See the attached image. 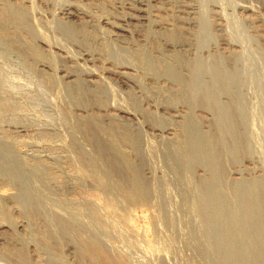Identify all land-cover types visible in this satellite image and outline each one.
I'll return each mask as SVG.
<instances>
[{"label": "rangeland", "instance_id": "rangeland-1", "mask_svg": "<svg viewBox=\"0 0 264 264\" xmlns=\"http://www.w3.org/2000/svg\"><path fill=\"white\" fill-rule=\"evenodd\" d=\"M245 1L31 0L34 23L51 51L39 49L41 57L38 60L25 58L20 47L10 48L0 38V155L3 148L11 150L14 162H11L9 173L13 175L12 166L21 163L27 176V182H24L27 187L34 178L38 183L43 180L38 185L47 189L49 199L46 202L57 209V214L53 208H48L55 215L61 216L63 212L62 215L70 216L67 219L73 217V221L82 222L87 233L83 236L71 233V239H66L65 236L71 234H62L60 224L56 235L53 230L45 229L44 217L38 207L31 212L26 210L28 205L20 198L18 185L11 183V175L8 174L9 179L0 175L6 179L0 177V194L11 197L10 201L0 199V264H164L162 257L168 260V264H209L212 261L210 251L209 255L201 251L205 247L202 242L205 243L206 232L197 211L198 185L205 178V172L201 165H191L188 157L191 146L178 141V136L186 133L183 125L179 120H168L165 115L173 110L189 113V106L181 95L164 92L175 85L165 69L169 64L175 66L176 61H173L172 54L161 49L171 44L186 45L191 51L192 65L198 67L201 79L213 89L218 85L216 74L224 75L227 91L219 94L213 106L220 109L224 102L232 101L239 111L238 130L243 145L238 148L236 160L230 156L226 158L229 159L225 163L230 160L224 168L226 177H229L228 185L233 179L241 178L242 168L239 167L248 160L250 178H254L251 185L264 192V26L257 22L258 18L264 21V0H250V3L247 0L246 5L250 4L255 11L250 19L238 10ZM71 2H77L95 20L114 26L135 15L140 4L144 5L147 15L156 14L158 18L143 26L129 25L127 29L133 38H122L102 25L95 27L81 23L82 28L79 25L71 28L59 23L52 15L54 9ZM187 5L199 9L194 20L182 14ZM215 7L223 20V28L219 31ZM166 23L172 25L173 32H155L156 25ZM188 23L195 25L194 31L188 28ZM139 36H143L147 47L137 42ZM216 43L239 47V56L234 55V60L226 58L221 50H214ZM208 48L213 49L211 57L207 56ZM56 49L67 52L72 58L85 55L93 59L94 67L79 64L97 72H101L104 65L113 70L123 64L130 65L136 73L122 78H102L110 94L103 91L98 95L100 100L94 102L89 93L95 92V87L77 82L81 75L79 70L55 54ZM176 56L183 57L180 53ZM39 63L49 66L52 72L40 71L36 67ZM65 74H71L76 82H66L62 78ZM128 82L134 85L133 88L127 85ZM77 83L85 90L81 93L88 95L84 102L83 98L76 102ZM176 84L174 88L179 94L182 88ZM110 104L137 114L142 130L138 131L137 126L116 112L110 115L98 113L101 107L103 110ZM84 109L95 117L89 119L83 114L84 119L79 118ZM194 110L203 129L215 125L217 119L208 108L198 105ZM154 130H170L171 136H159ZM120 136L126 139H121L122 144L118 142V146L122 145L120 149L133 168L136 167L134 170L145 186L147 197L143 201L129 203L120 198L118 189L106 191L109 185L125 187L130 180L125 161L109 145L112 137L120 141ZM98 156L101 163L96 162L97 167L91 164V159ZM247 172L244 178H249ZM96 181H101L102 186L105 182L106 189ZM42 184L51 187V191ZM234 190H228L233 191L228 195L230 202L237 198ZM57 198L62 203H58ZM68 211H76V215L75 212L70 215ZM87 234L103 246L95 243L83 245L82 237L87 239ZM73 235L83 240H77ZM56 236L60 239L57 240Z\"/></svg>", "mask_w": 264, "mask_h": 264}, {"label": "bare ground", "instance_id": "bare-ground-1", "mask_svg": "<svg viewBox=\"0 0 264 264\" xmlns=\"http://www.w3.org/2000/svg\"><path fill=\"white\" fill-rule=\"evenodd\" d=\"M30 2H31V0H0V38L3 39L7 43V46L10 48L13 47V49H14L15 47L16 48L20 47L23 51L22 55L25 58L27 56V58L31 57L35 60H38L41 57V54L39 53V49H44V50H47L48 52H50L51 49L48 46L47 41H45V38L42 36V34L37 29L36 24L34 23V19H33V16L31 14L32 12L30 11V4H31ZM246 2H247V0L244 2L245 4L239 5L238 10H239L240 14H242L244 17L248 16L250 19V15H254L255 11L253 10V7L249 6L250 4L246 5ZM247 3H250V0ZM143 6L144 5L140 4L139 9L137 11H135V15L130 16L128 18H124L122 21H120V24H116L117 26H114L113 24L109 25L106 22H100L101 20L100 21L95 20L88 12L81 9L80 6L77 4V2H71V3H67V4H63V5L59 6V8L57 10L54 9V12L52 15L59 23L70 26L71 28L73 27V25H79L81 27V23H86L88 25L90 24V25L95 26V27H99L100 25H102V26H106V27L110 28L111 30H113V32H115L119 37L132 39L133 38L132 34H130V32H128L129 29H127V27L129 25L133 24V25H138V26L142 25L143 26V25L149 23L151 20H155L156 18H158V16H156V14L155 15H147ZM213 10L219 16L218 20H217V31H219L223 28V22H222L223 20H222L221 16L219 15V12L217 11V8L215 7V8H213ZM182 14H184V16L191 17L194 20L196 18V15L199 14V9L197 6L187 5L186 7H184ZM257 22L264 26V21L261 18H258ZM187 26L190 30H193L195 28V25H190L189 23ZM171 27H172V25L167 24V23L166 24H159V25L155 26V30H157L155 32H157V33L162 32V34H164V33L170 34V32H173L172 31L173 29H171ZM144 37L146 38V36H144ZM169 37H171V36H169ZM173 38H174V35H173ZM173 38H169V39H173ZM137 42L140 45L147 47V42L145 41L143 36L142 37L139 36L137 38ZM142 48L140 47V50H143ZM235 48H237V47L234 45H231V44L229 45V44H225V43H221V44L216 43L214 45V50H216L217 52H219L221 50L224 55H227L226 58L231 57V58H233V60H234V57H233L234 55L236 57V56H239L238 54H240V52L238 51L239 47L237 49H235ZM15 50H17V49H15ZM161 51H166L167 53L172 54L173 61H176L175 66L169 64L168 67L165 69L166 70L165 72L166 73L168 72V75H169L168 78L171 79L175 83V85H173L172 88L171 87H168V89L165 88L166 91H164V92H170L171 94L178 96V97L181 95V97H183L186 100V102H187L186 104H188V106H189V113H186L184 111L173 110L171 113L167 112L165 115L168 117L167 118L168 120H170V121H178L179 120L181 125H183V128L186 130V133L184 131L182 133V135H179L178 141L181 144H183L184 146L185 145H188V147L191 146V147H189L191 152L190 153L188 152V157H189V160L191 162V165L192 166L196 165L195 167H197V166L200 167V165H201V167L204 168V172H205V173H203V174H205V178L203 179V181L198 180L200 183L197 182V183H199L198 190L200 191V194L198 195L199 197L197 196L198 202H199V206H198L197 211H198L200 218H201L200 221L202 222V224H201L203 226L202 228L206 232V234L204 233L205 243L202 242L203 245L205 244V247H203V249L201 248L202 249L201 251L203 253L205 252L206 254H208V252L210 251L209 257H211V259H212V261H211L212 264H264V192H262L261 190H257V188H254L251 185V182H252L251 180H253L254 178H250V170L248 169V164H247V162L249 163L248 160H245L240 165L239 168H242V169L240 170V173L239 172L238 173L241 176V178H238L235 180L233 179V182H230L232 185L231 184L228 185L229 182H227V179L229 177H226L227 173H225V171H226L225 165H226V163L228 164V162L230 161L229 160L225 163V161L229 159V158L226 159L227 156H230V159L232 157L233 159L235 158V160H236L237 154L239 152L238 150L241 149V147L243 145H242V139L240 136V132L238 130L239 129V117H238L239 111H237L234 108L232 101L224 102L223 107H221L220 109L214 108V106H213V104H215L219 94L227 91L224 75H222L221 73L216 74L218 85H216V88L213 89V88H211V86L206 84L201 79V77H200L201 75H200L198 67H196L195 65L194 66L192 65V63L189 59L191 57V51H189V49L187 48L186 45H183V44L180 45V43H179V45L178 44L177 45L171 44V45L167 46L165 49H161ZM212 51H213L212 48H208L207 49V56L211 57L210 55H212ZM54 52H56L55 54H57L61 58H64L68 62H71L77 68V70H79L81 75H80L79 81H77V82L81 81L82 83L84 82L86 84L91 85L92 87H95L94 88V89H96L95 92L93 91V92L89 93L91 96L90 99L92 98V100L94 102L95 101L97 102V100L98 101L100 100L98 95L101 94V92L104 91V93L106 92L108 95L110 94L109 93L110 91L108 89V85L103 82L104 79L102 80V78H105V77L106 78H112V77L122 78L125 76H134L135 75L134 73H136L135 70L132 67H130V65L127 66V65H123V64L117 65V67H115V69H113V70L110 68H107L104 65L105 67L102 66L101 72H97L94 69H91L90 67L84 68V66L82 67L79 64V63H84V64H89L92 67L96 66L95 61L93 59L92 60L88 59L85 55H81V57H79V58H72L71 56L68 55L67 52H65L63 50L56 49V51L54 50ZM177 53L182 54L183 57H177L176 56ZM218 55H220V54H218ZM144 64H145V61H144ZM36 67L40 71L52 72V69L44 63H39L36 65ZM62 78L66 82H70V83L76 82V79H74V77L71 74L70 75L65 74L62 76ZM136 83H138V82H136ZM176 83H178V85L181 86V88H182L181 93H179V94H178V89L175 90V88H174L177 85ZM127 85L130 88H133V86H134L130 82H128ZM139 86H140V83H139ZM81 91H85V90L83 89V87H81V85H79L77 83L76 91H75L76 102H81L82 98H83V102H84V98L88 97V95H86V93H81ZM169 98H170V96H169ZM174 99H176V97ZM88 101H89V99H88ZM111 101H113V100H111ZM86 102H87V100H86ZM88 103H90V102H88ZM198 105H200L201 107L203 106V108L206 107L210 110L211 114H213L215 116V118L217 119L215 125H213L210 128L203 129V125L200 123L198 116L194 110V109H196V107ZM101 108L98 111L99 114H101V112H102L104 114L110 115L112 112L113 113L116 112L117 115H119L122 118H125L126 120L130 121L135 126H137L138 131L142 130V127L140 126L139 120L136 116L137 114L135 115V113H131V111L129 112L126 109H124L123 107H116L114 104H110V105L104 107L105 109H103V110H101ZM79 114L80 115L78 117L81 119H84V117L83 118L81 117V115H83V114H85V117L89 118V119L90 118L93 119L95 117L94 114H91L89 111H87L85 109L82 110V112H80ZM157 114H159V113H157ZM166 116H164V117H166ZM89 119H87V121ZM92 119H91V121H92ZM167 119L165 118L164 120L167 121ZM111 124H109V125H111ZM79 126H80V124H79ZM112 126H110V127H112ZM78 129H80V127ZM85 129H86V126H85ZM111 129L113 131V128H111ZM79 131L81 132L82 129H80ZM105 131H107V130H105ZM114 131H116V130H114ZM153 132L158 134L159 136H163L165 134L168 136L169 135L171 136V134L169 133L170 130H169V132H168V130H154ZM109 133L111 134V131ZM109 133H108V135H109ZM116 133H118V132H116ZM118 139H120V141H116L115 137H112L110 139L111 143L109 141L108 142H109V145L112 146L110 148L111 149L113 148L115 153H117V155L120 156L125 161V163H124V164H126L125 168L128 169L127 171H129V173H130V180H129L128 185H126L125 187H123V186L121 187V185L119 186L118 184L117 185L116 184L115 185H109L108 184L109 189L107 187L106 191L111 192V191H113V189H118L117 191L120 192L119 194L121 196V197L120 196L119 197L121 199L125 200L126 202H129V203L130 202L135 203L138 201H143L147 197L145 186H144L142 180L137 176L136 171L134 170L136 167L133 168L134 165L132 166V164H131L132 162H130L128 160V158L125 156V154L120 149V147L122 145L118 146L119 145L118 142H121L122 141L121 139H124V137L121 138V136H120V138L118 137ZM108 140H109V138H108ZM124 142H126V141H124ZM121 144H122V142H121ZM126 144L127 143H125L124 145L126 146ZM129 145L130 144H128V146ZM189 154H190V156H189ZM1 155H3L2 156L3 159H0L1 160V162H0V175L2 177H8V174L11 175L9 173L11 162H14L13 161L14 160L13 159L14 158L13 152H11V150H8L7 148H3ZM16 157H18V156H16ZM99 159L101 160V158H99V156L97 158L93 157L91 159V164L92 165L95 164L97 166V163H98V165H99L101 163L100 161H99L100 163L98 162ZM18 160H20V159H18ZM250 160H252V159H250ZM89 162L87 164H90ZM250 163H252V161H250ZM90 167L93 168V166H90ZM104 167H102V168H104ZM11 170H13L12 174L14 173L15 175L14 174L11 175L10 181H11V183L14 182L15 184H17L18 187L20 188V195L19 196L22 200H24L25 204L28 205V209H26V210L30 211V210L38 207V209L42 212L41 215L43 214V217H44V219H42L43 220L42 222H43V225H45L44 226L45 229L53 230L55 235H56V232L58 234L59 230L62 234L74 233V235H76V233H79V234H82V236L84 234L86 235L87 230H85L86 227H85V225H82V222H81V224H79L76 221H73L74 219L72 216L71 217L73 220L71 218H70L71 220L67 219L68 215L67 216L62 215L63 212H62L61 216L55 215V214H57V212H55L57 209L54 210L55 207L53 208L52 204H54V202L53 203L51 202L52 203V204H50V205H52L51 207L46 202L47 199H49L47 189L44 190L41 186H39L40 185L39 183H41L43 180L41 182L39 180V183H38V182L34 181V179H36V178H34L33 180L30 179L33 182L30 181L29 183L31 185H30V187H27L26 183H24L26 181L25 178L27 179V176L25 177L23 165L21 163L17 162V163H15L14 166H12ZM94 170H96V169L94 168ZM94 170L92 169L93 172H94ZM90 171H91V169H90ZM245 171H248L247 173H248V175H249L248 177L250 179L244 178L243 175H244ZM101 172H102V170H101ZM101 172H99V170H98L99 174ZM40 173H37V174H40ZM247 173H246V175H247ZM26 174H27V172H26ZM94 174H96V173H93V175ZM33 176H35V175H33ZM108 176H110V175L108 174ZM94 177L97 178V176H95V175H94ZM106 177H107V175H106ZM203 177H204V175H203ZM100 178H102V177H100ZM3 179H5V178H2V180ZM8 179H9V177H8ZM37 179H38V177H37ZM44 179H46V178H44ZM99 179H97V180H99ZM199 179H201V178H199ZM114 181H115V183H118V182H116V180H114ZM97 182H99L100 184H98ZM96 183L98 185L102 186L101 181H96ZM104 183H103V186H104ZM110 184H112V183H110ZM42 185L45 186L44 184H42ZM103 186H102V188H103ZM45 187L49 188L48 186H45ZM229 187H230V189H232V188L235 189L234 191L237 195V198L235 196L236 200L232 201V202L229 201V196H230L229 192H231V191L228 192V190H230ZM50 188H49V190H50ZM105 189H106V187H105ZM198 193H196V194H198ZM108 194L109 193H107V195ZM51 195H53L52 192H51ZM110 195H112V193H110L108 196H110ZM10 198H11L10 195L0 194L1 200L9 199V201H10ZM56 200L58 201V203H60V202L62 203V200L60 202H59L58 198ZM112 200L114 201L113 198H112ZM232 200H234V199L232 198ZM52 201H54V200H52ZM57 201H56V203H57ZM63 205L61 204V206H63ZM48 207L53 208V210H54L53 212L55 214ZM67 208H69V207H67ZM32 211H34V210H32ZM62 211H64V209ZM74 212L76 215V211H73L72 213H70L68 211V213L70 215L74 214ZM77 215H79L78 212H77ZM62 216L65 217L66 219L63 218ZM78 217H75V218H78ZM78 219H80V218H78ZM58 225L61 227L59 230H57ZM0 228H2V227H0ZM49 232L51 233L50 230H49ZM52 236L55 237L54 235H52ZM69 236H72V234L66 235L65 236L66 239L70 238ZM87 237H88V234H87ZM50 238L52 239V237H50ZM82 238L84 240L81 238H79V239L83 240V241H81V243L84 242V243H82L83 245L85 243H87V245L89 243L90 244L95 243L97 246H100V247L103 246V243L95 240L96 238L92 239V237H88L87 239H85V236ZM59 239L60 238L57 237V240H59ZM79 239H77V240H79ZM194 239H196V238H194ZM199 242H200V240H199ZM110 253L118 256V253H114L112 251ZM161 261L164 264H168V260L165 259V257H162ZM211 262L209 264H211ZM206 264H207V262H206Z\"/></svg>", "mask_w": 264, "mask_h": 264}]
</instances>
